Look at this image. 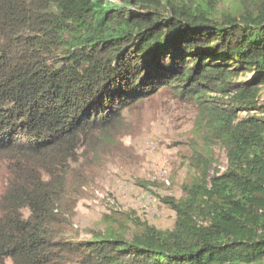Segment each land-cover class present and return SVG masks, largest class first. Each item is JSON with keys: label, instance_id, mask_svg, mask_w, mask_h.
Masks as SVG:
<instances>
[{"label": "trees", "instance_id": "trees-1", "mask_svg": "<svg viewBox=\"0 0 264 264\" xmlns=\"http://www.w3.org/2000/svg\"><path fill=\"white\" fill-rule=\"evenodd\" d=\"M159 94L196 109L175 226L75 233ZM0 264H264V0H0Z\"/></svg>", "mask_w": 264, "mask_h": 264}, {"label": "rangeland", "instance_id": "rangeland-1", "mask_svg": "<svg viewBox=\"0 0 264 264\" xmlns=\"http://www.w3.org/2000/svg\"><path fill=\"white\" fill-rule=\"evenodd\" d=\"M166 95L128 114L132 132L122 139V147L93 167L92 182L81 195L64 203L75 233L134 231L144 222L162 230L175 226L176 213L164 199L179 197L189 180L196 109ZM214 153L219 170L225 171L226 153L220 148Z\"/></svg>", "mask_w": 264, "mask_h": 264}]
</instances>
